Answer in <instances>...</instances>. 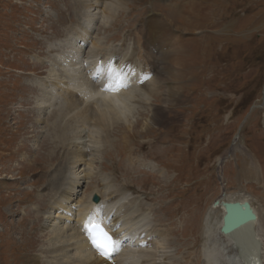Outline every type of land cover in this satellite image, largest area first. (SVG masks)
Masks as SVG:
<instances>
[{
  "label": "rangeland",
  "instance_id": "obj_1",
  "mask_svg": "<svg viewBox=\"0 0 264 264\" xmlns=\"http://www.w3.org/2000/svg\"><path fill=\"white\" fill-rule=\"evenodd\" d=\"M194 1L208 16L193 37L179 101L151 129L144 124L152 112L137 108L128 124L100 135L107 143L95 149L88 142L97 175L82 188L89 194L101 173L140 200L143 212L168 232V252L177 251L172 264H203L207 226L232 243L220 237L217 201L264 207V0H130L110 27L99 24L93 35L106 37L102 45L115 54L129 50L139 57L148 20L174 19V12ZM89 12L100 11L85 10L80 0H0V264L52 260L50 232L43 229L56 196L46 182L67 163L70 148L61 146L62 131L55 127H65L68 119L57 118L59 105L38 118L40 92L33 80L48 76L49 61L62 52L57 45ZM174 23L186 26L181 19ZM154 98L166 106L163 94ZM71 126L84 135L79 124ZM225 154L222 167L218 159Z\"/></svg>",
  "mask_w": 264,
  "mask_h": 264
},
{
  "label": "bare ground",
  "instance_id": "obj_2",
  "mask_svg": "<svg viewBox=\"0 0 264 264\" xmlns=\"http://www.w3.org/2000/svg\"><path fill=\"white\" fill-rule=\"evenodd\" d=\"M129 1L80 0L85 10L94 8L100 12L83 15L72 36L57 45L62 47V52L49 61L48 76L33 80L40 92L35 98L38 118L59 105L61 112L57 118L68 119L65 127L61 122L55 127L62 131L57 135L61 146L70 148H64L67 163L47 176L46 182L48 192L56 196L43 229L50 232L48 253L52 260L48 264H172L176 259L177 251L173 255L168 252L173 245L167 239L168 232L143 212L140 200L132 198L124 188H115L109 177L100 173L93 190L87 195L82 191L85 180L91 181L97 175L92 172L96 155H92L88 142L95 149L107 143L109 132L120 124H128L137 108L152 112L145 128L151 129L165 121L163 115L180 99L179 82L187 76L192 63L189 51L193 37L200 30V20L208 16L206 8L196 1L188 2L184 6L186 10L172 15L178 22L181 19L185 27L176 26L174 19L166 16L157 19L154 15L138 40L139 57L129 50L115 54L113 48L102 45L106 37L94 38V31L99 24L110 27L115 13ZM159 94L165 97V107L153 103ZM71 121L85 129L84 135L79 128L71 126ZM79 140L82 143H77ZM226 156H219L222 167ZM94 196L100 197L98 203L94 202ZM237 202L250 203L249 200ZM250 205L256 221L229 236L219 233L231 244L222 242L210 226L204 229L207 241L201 250L203 264H264V249L257 229L260 225L264 236V207L257 210ZM94 224L106 228L115 241L117 250L110 259L102 257L90 245L87 228ZM27 264H41V258H32Z\"/></svg>",
  "mask_w": 264,
  "mask_h": 264
},
{
  "label": "water",
  "instance_id": "obj_3",
  "mask_svg": "<svg viewBox=\"0 0 264 264\" xmlns=\"http://www.w3.org/2000/svg\"><path fill=\"white\" fill-rule=\"evenodd\" d=\"M99 201V197H95L94 202L98 203ZM215 207H221L223 211V222L220 227V233L223 235H232L245 224L257 220L254 209L249 202L219 200L215 203Z\"/></svg>",
  "mask_w": 264,
  "mask_h": 264
},
{
  "label": "snow or ice",
  "instance_id": "obj_4",
  "mask_svg": "<svg viewBox=\"0 0 264 264\" xmlns=\"http://www.w3.org/2000/svg\"><path fill=\"white\" fill-rule=\"evenodd\" d=\"M93 232L100 233L103 237V240L107 243H98L97 238L94 234L90 233V239L92 240L93 246L97 249L99 254L105 259L111 257L112 253L116 251V247L112 242V237L104 230L101 225H96L93 229Z\"/></svg>",
  "mask_w": 264,
  "mask_h": 264
}]
</instances>
